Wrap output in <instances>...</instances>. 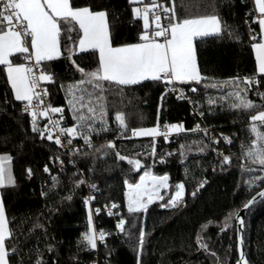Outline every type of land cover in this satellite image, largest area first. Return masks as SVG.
Returning <instances> with one entry per match:
<instances>
[{"label": "trees", "instance_id": "1", "mask_svg": "<svg viewBox=\"0 0 264 264\" xmlns=\"http://www.w3.org/2000/svg\"><path fill=\"white\" fill-rule=\"evenodd\" d=\"M158 1L171 6V0ZM71 3L73 7L107 11L112 45L139 42L143 21L134 17L133 8L140 4H130L129 0ZM174 6L179 20L215 15L221 21L222 43L195 51L201 82H177L196 87L190 96L193 104L199 105L201 118L191 111L188 101H178L168 93V84L162 81L129 86L104 82L103 122L108 130L96 127L91 146L73 139L77 149H71L69 157L53 141L32 130L33 119L25 112L24 102L15 100L5 66L0 65V155L11 158L14 178L13 184L0 188L12 233L6 241L9 264H90L94 260L97 264H237L236 214L264 187L259 179L264 176V166L246 155L264 146L252 132L250 121L252 115L264 111V74L256 70L252 49L260 36L256 13L249 0H175ZM67 27L62 24V28ZM67 35L74 41L77 38L75 32L62 34L65 55L42 65L54 82L42 83L49 105L63 108V122L72 126L76 121L67 89L82 76L67 58ZM12 59L26 63L19 56ZM73 59L86 71L98 67V53ZM245 78L254 83L247 86ZM87 87L91 90L90 85ZM236 92L255 107L234 108ZM118 113L125 116L124 128L115 119ZM176 122H182L183 132L169 139L132 135L133 130ZM41 123L42 119L37 120L36 126ZM196 127L199 129L194 130ZM256 127L264 134L263 125L256 122ZM108 140L115 147H107ZM117 153L140 160L142 167L136 170ZM145 171L167 175L168 187L158 191L163 199L148 203L141 211L129 212L127 184L137 183ZM199 182L203 186L195 188ZM89 184L96 186L93 192L88 190ZM179 184L184 185V193L177 206L161 207L174 197ZM89 191L91 225L83 201ZM192 191L195 195L190 194ZM108 204L117 205L114 216L104 211ZM229 214L231 218L226 221ZM121 220L125 221L123 230L116 225ZM225 223L229 227L221 231ZM203 225H208L207 229ZM90 232H96L95 249L84 239ZM100 232L105 234L103 241L99 240ZM243 241L247 262L264 264V198L246 212ZM201 244H206L207 250Z\"/></svg>", "mask_w": 264, "mask_h": 264}, {"label": "snow or ice", "instance_id": "2", "mask_svg": "<svg viewBox=\"0 0 264 264\" xmlns=\"http://www.w3.org/2000/svg\"><path fill=\"white\" fill-rule=\"evenodd\" d=\"M129 3L144 4V0H129ZM174 4L175 0H171V6L158 4L157 0H150V4H144L143 9L134 7V17L142 18L143 21L142 31L138 35L139 42L113 47L107 20L108 13L105 10L94 11L91 6L73 7L71 0H0V65L6 66L7 81L15 100L27 102L25 111L43 103L41 93L36 91L39 83L41 81L54 82L52 75L43 71V62L53 61L65 55L62 51L61 36L73 32L76 33L77 38L74 41L71 35H67L69 41L66 48L67 58L75 70L81 74L82 79L76 84L69 85L67 91L70 97L68 104L73 111L76 125L63 128L59 121L51 120L49 112L63 113V108L49 105L48 108L39 110V115L48 117L49 123L55 126L60 136L70 137L67 141L69 145L72 144L74 138L79 137L91 146V133L97 131L95 124L98 117L99 122L103 124L105 115L104 82L116 86L137 85L148 80L162 81L166 84L200 83L203 78L197 67L194 40L220 35L221 21L215 15L179 20ZM254 4L261 17L257 22L261 33H264V0H254ZM157 9L165 13L164 19L168 21L166 25L162 24L161 15ZM62 24L69 27L62 28ZM251 39L255 41L256 35H253ZM252 48L255 51L258 72L264 74V42L253 43ZM88 53H98V67L93 71H86L73 59L74 56ZM17 56L22 57L26 63L15 64L12 57ZM34 69H40L39 75ZM243 82L247 86L254 83L249 78H245ZM88 85L91 86V90L87 87ZM192 91L196 89L193 88ZM43 94L46 95L47 91L45 90ZM234 95L238 101L233 105L234 108L252 109L255 107L253 102L242 97L240 92ZM261 97L264 99V94H261ZM34 100L38 102L37 105L33 104ZM31 115L33 117L32 130L39 132L35 119L38 112L33 110ZM115 119L121 128L126 127L125 116L122 113L116 114ZM250 121L253 124L251 130L257 134V140L264 141V134H260L256 127V122L264 125V111L252 115ZM173 127L177 132L183 130L181 127ZM101 130L107 131L108 129L103 127ZM45 133H47L46 136ZM40 135L42 138L61 145L60 136L54 137L48 125H45V131L40 132ZM132 135L152 137L164 135L167 139V133L160 132L158 127L133 130ZM107 147L112 148L115 145L109 142ZM153 154H155L154 146ZM117 155L120 160L127 159V162L134 165L136 170L142 167L138 159H128L118 153ZM246 155L252 158L253 162L264 166V146L256 147L254 151L249 150ZM10 159L7 156H0V187L4 186L6 179L4 161H10ZM225 161L228 162L229 158L225 157ZM44 170L49 171L47 166ZM28 172L31 175V169ZM259 179L264 181V176ZM7 180L9 183L13 182L10 172ZM168 180L167 175L158 177L145 171L139 183L128 184V211L138 212L146 209L147 204L144 202V197L147 196V203H151L153 193L158 194L159 189L167 188ZM148 181H151V187H148ZM177 189L174 197L169 200L168 205H164L165 207L169 205L176 207L182 199L184 185H177ZM257 196L264 198V191L257 193ZM158 198L163 199L162 196ZM255 202L256 197H253L244 207L247 209ZM96 211L98 213L99 209ZM230 218L231 214L226 217V221ZM236 218L240 219L238 214ZM88 219L91 225V212ZM124 223L125 221L121 220L118 224L121 230H123ZM241 223H243L242 220ZM207 227L208 225L202 226L204 229ZM228 227L229 224L225 223L221 231L227 230ZM11 235L4 206L0 201V264H9L6 241L11 238ZM143 235L141 233V247ZM84 239L92 249L97 247L94 233L85 234ZM104 239L105 234L100 232L99 240ZM200 239L198 237V243ZM201 246L207 250L206 244H201ZM241 261L242 264H247L243 252H241Z\"/></svg>", "mask_w": 264, "mask_h": 264}, {"label": "built area", "instance_id": "3", "mask_svg": "<svg viewBox=\"0 0 264 264\" xmlns=\"http://www.w3.org/2000/svg\"><path fill=\"white\" fill-rule=\"evenodd\" d=\"M249 1L252 4V1L251 0H249ZM157 3L158 4H162L158 0H157ZM144 4H150V0H145ZM157 11L160 12L162 24H165L166 25L168 23V21L166 19H164L165 13H163L160 9H157ZM150 18H152L151 17V14H150ZM256 19H257V14H256ZM34 71H35V73L37 75H39V69H34ZM193 88L196 89V87L193 86V85H191L189 87H185V86L178 85L177 82H173L172 84H168V86L166 88V91L168 93L172 94V96L176 100H178V101H188L190 103V105L192 106L191 111L193 113H195L196 116H198L199 118H201L202 117V114L199 112V108L200 107H199V105L198 106L197 105H194L195 103L193 104V100L191 99V96H190V93H195L196 92V91H192ZM45 90H46L45 89V86L43 85V83L41 81L39 83L36 91L39 92V93H41L42 99H43V103L42 104H38V102L36 100H34L33 101V104L34 105H37L38 104V106L36 108H29L28 111H25V112H27L28 114L31 115V112L33 110H36L38 112V115L36 116L35 119H38L39 118V110L48 108V106H49V103H48V100H47V94L46 95L43 94ZM26 103H24V105H23L24 110H25ZM31 117H32V115H31ZM49 117L51 118L52 121H59L60 122V126L63 127V128H68V127H73L74 126V125H72V126H66L64 124L62 113H51V112H49ZM61 117H62V119H61ZM41 118H42V123L38 126L39 132H44L45 131V125H48V128L53 131L54 137L55 136H60V133L55 128V126L53 124L49 123V118L48 117L41 116ZM165 126H167V128ZM157 127H158V129H159L160 132L167 133V139H169L171 137V135L173 134V133H170L169 132V130H168V124L167 123H165V124H163L161 126H157ZM198 129H199L198 127L194 128V130H198ZM204 129L205 130H208L209 127H205ZM46 135H47V133H45V136ZM119 135H121V132H119ZM161 136H163L165 138L164 135H161ZM69 138L70 137H68V136H60L61 145H57V144L56 145L58 147H60L61 149L65 150L67 152V156L71 157V149H75L76 150L77 149V145H76V143H73V141H72V144L69 145L68 142H67ZM74 139H81L82 140V143L84 145H86V146L89 145V144H86L85 141H84V139H82V138L77 137V138H74ZM109 142L112 143V140H108L107 143L109 144ZM92 143H93V139L91 138V144ZM201 184L202 183L199 182L195 188H198L199 186H201ZM95 189H96V186L95 185H93V184H89L88 185V190H90V191L93 192ZM90 191L87 192V194L83 197V201L85 202V205L87 206L89 212L92 213V209H91L92 196L90 194ZM190 194H193V191L190 192ZM113 205H115V204H108V205H105L104 206L103 209H104V211L106 212L107 215L114 216L116 214L115 209H116L117 205H116V207H113ZM167 207H170L171 208L172 206L169 205ZM92 216H91V220L93 221ZM119 223H120V221H117L116 222V225L118 226ZM93 233L96 234V232H93ZM90 264H97V262L94 260V261H91Z\"/></svg>", "mask_w": 264, "mask_h": 264}, {"label": "crops", "instance_id": "4", "mask_svg": "<svg viewBox=\"0 0 264 264\" xmlns=\"http://www.w3.org/2000/svg\"><path fill=\"white\" fill-rule=\"evenodd\" d=\"M252 1V6H253V9H254V11H255V13L257 14V21H258V19L259 18H261L260 17V14H259V12H258V9H256L255 8V4H254V0H251ZM204 17V16H203ZM197 18H199V17H197ZM258 23V22H257ZM258 27H259V40L258 41H256L255 43H257V42H264V33H261V30H260V26H259V24H258ZM138 43V42H137ZM222 43V38H221V35H213V36H208V37H203V38H196L195 40H194V48H195V51H196V49H198V48H204V47H208V46H214V45H219V44H221ZM131 44H134V43H131ZM125 45H129V44H122V45H112L113 47H119V46H125ZM253 49V48H252ZM253 54H254V58H255V51H254V49H253ZM15 64H19V63H15ZM255 64H256V70H257V72H258V64H257V61H256V58H255ZM5 74H6V66H5ZM6 77H7V75H6ZM9 86H10V84H9ZM12 90V89H11ZM12 93H13V91H12ZM13 96H14V93H13ZM21 102H24V103H26L25 101H21ZM32 119H33V117H32ZM39 119H42L41 118V116L39 115V118L38 119H36V121L37 120H39ZM173 126H176V127H181L182 129H183V124H182V122H176V123H172V124H168V130H169V127H172L173 128V131L172 132H170V133H173V134H177V133H181V132H183V130L182 131H180V132H177V131H175V128L173 127ZM135 137V136H134ZM144 137V136H143ZM0 156H6V155H0ZM11 161H4V163H5V165H6V179H5V184H4V186H6V185H11V184H13L14 183V178H13V176L11 175V173H10V175H11V177H12V183H9L8 182V180H7V176H8V174H9V172H10V170H9V166H10V163ZM159 177V176H158ZM3 187V186H2ZM2 187H0V188H2ZM0 201H1V195H0Z\"/></svg>", "mask_w": 264, "mask_h": 264}, {"label": "water", "instance_id": "5", "mask_svg": "<svg viewBox=\"0 0 264 264\" xmlns=\"http://www.w3.org/2000/svg\"><path fill=\"white\" fill-rule=\"evenodd\" d=\"M261 191H264V187L262 189H260L259 191H257L248 201L252 200L253 197H256V202L261 199L260 197L257 196V193L261 192ZM248 201L245 203L247 204ZM255 202V203H256ZM244 204V205H245ZM244 205L239 209V211L237 212V214L239 215L240 219H236V233H237V245H238V256H239V259H238V262L237 264H242V261H241V252H243V255H244V259L246 260V257H245V252H244V241H243V237H244V218H245V215H246V212L247 210L253 205H251L249 208H245ZM236 214V215H237ZM241 220L243 221V223H241ZM241 238H242V241L243 243L241 244ZM247 261V260H246ZM247 264H249L247 262Z\"/></svg>", "mask_w": 264, "mask_h": 264}, {"label": "rangeland", "instance_id": "6", "mask_svg": "<svg viewBox=\"0 0 264 264\" xmlns=\"http://www.w3.org/2000/svg\"><path fill=\"white\" fill-rule=\"evenodd\" d=\"M135 7H139V8H141V9H143V7H144V4H140V5H136ZM151 20H152V18H150V23H151ZM74 84H76V83H74ZM70 98V97H69ZM211 103H214V100L212 99V101L210 102V104ZM75 125H76V123H75ZM74 125V126H75ZM95 127H97V128H103V127H106V125L104 124V122H103V124L102 123H100L99 122V117H98V120H97V123L95 124ZM155 127H157V126H155ZM151 128H154V127H151ZM151 128H144V129H151ZM140 130V129H139ZM159 130V129H158ZM173 131V128L172 127H169V132H172ZM135 137H143V136H135ZM8 157V156H7ZM11 163V162H10ZM9 170H10V173H11V175L13 176V172H12V167H11V164H10V166H9ZM143 175V174H142ZM142 175H140V177L142 176ZM155 176V175H154ZM140 177H139V179H138V182L137 183H139L140 182ZM137 183H134V184H132V185H135V184H137ZM148 183H149V185H148V187H151V181H148ZM178 190V189H177ZM125 193H126V195H127V198H128V193H129V189H128V184H127V187H126V190H125ZM155 201H158V194L157 193H153V199H152V202H155ZM144 202L146 203V204H148L147 203V196H145L144 197ZM169 202V201H168ZM167 205H168V203H167ZM161 207H165V206H161ZM167 208H170V207H167ZM95 236H96V234H95Z\"/></svg>", "mask_w": 264, "mask_h": 264}, {"label": "bare ground", "instance_id": "7", "mask_svg": "<svg viewBox=\"0 0 264 264\" xmlns=\"http://www.w3.org/2000/svg\"><path fill=\"white\" fill-rule=\"evenodd\" d=\"M148 185H149V183H148Z\"/></svg>", "mask_w": 264, "mask_h": 264}]
</instances>
